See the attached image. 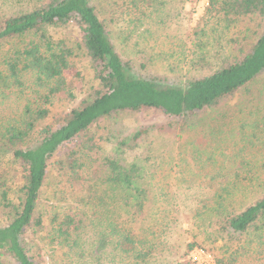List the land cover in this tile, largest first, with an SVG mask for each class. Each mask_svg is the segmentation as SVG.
<instances>
[{"label":"trees","instance_id":"obj_1","mask_svg":"<svg viewBox=\"0 0 264 264\" xmlns=\"http://www.w3.org/2000/svg\"><path fill=\"white\" fill-rule=\"evenodd\" d=\"M170 1L174 0H0V46L9 45L0 60V213L10 217L0 226V264L43 263L42 254L36 261L28 252L24 235L30 230L43 233L52 264H150L162 242L160 234L172 219L164 204L175 199L167 197L171 164L163 161L150 136L182 138L189 131L208 136V130L218 136L209 121L235 116L264 127V104L252 105L249 114L241 104L222 109L243 89L250 93L248 87L264 72V0H208L203 19L214 20L231 34L224 42L228 45L214 53L201 51L184 69L169 64L170 75L165 73L164 79L159 73L146 77L139 72L153 55L150 41L163 38L157 31L174 15L167 7ZM11 7L15 10L9 13ZM246 19L261 23L260 31L251 30L252 37L249 29L236 27ZM72 23L79 28L78 43L97 85L38 134L53 98L70 94L80 76L73 49L45 28ZM13 108L18 115L4 110ZM143 109L159 110L167 119L129 134L105 124L115 114ZM246 123L240 120L241 132ZM70 142L76 148L59 163L68 178L81 185L71 189L74 198H51L42 205L48 168ZM189 143L201 167L215 163L217 141L210 144L205 137ZM152 147L153 153H145ZM260 151L261 165L242 158L232 180L214 191L212 204L203 203L197 220L192 217L205 238L222 243L214 246L216 251L191 243L187 254L202 247L219 264L264 256V149ZM216 170H204V176L226 177L223 169ZM13 172L21 174L17 198L10 197ZM58 199L64 204L56 206ZM48 206L52 210H46Z\"/></svg>","mask_w":264,"mask_h":264},{"label":"rangeland","instance_id":"obj_2","mask_svg":"<svg viewBox=\"0 0 264 264\" xmlns=\"http://www.w3.org/2000/svg\"><path fill=\"white\" fill-rule=\"evenodd\" d=\"M207 6L208 0H174L170 1L169 4L167 3V7L172 9L171 11H173L174 15L169 17L167 21L161 25V29L157 31L159 32L157 36H162L163 38L155 42L150 41L149 46L153 47V55H151L147 67L141 69L139 73L146 77H153L155 73H159V75L163 76L160 77V79H164L165 73L170 75L169 64L172 66L176 65V67L181 66L184 69L187 67L188 59H197L201 51L206 52L209 50L214 53L216 50H219L222 45L223 48H225L228 44H224V42L231 40V34L222 26L216 25L214 20H210L207 17L203 19ZM14 10L15 9L11 7L8 11L11 13L14 12ZM260 24L259 19H256L255 22L246 19L239 22L236 27H243L241 28L242 30L249 29L251 36V30H253V33L261 30ZM245 27L247 28L245 29ZM45 31L52 35L54 39L61 38L65 40L73 49L76 55V67L80 72V76L73 81L74 83L71 86L72 90H70V94L66 92L53 98L50 114L45 120L39 123L36 129L37 131L45 125H51L57 115H62L71 108L79 105L80 101L91 91V88L97 85L93 77L89 59L85 56L84 49L78 43L80 40V32L77 25L72 23L64 27H46ZM224 34L227 35L226 38L222 37ZM213 38L216 39V42L213 41ZM8 47V44L0 46V60L7 54ZM179 54L184 56L182 61V56ZM164 82L166 83L165 80ZM248 89L250 93L245 92L243 89L240 94L232 98L224 108L222 106V109L228 107L233 108L241 104L245 105V112L249 114L252 105L259 104L262 106L264 104V72L252 82ZM260 91L263 92L262 96H260ZM4 110L7 113L13 112V114L17 113V115L19 113V110L14 108ZM252 117L253 116L250 115L249 120H251ZM166 119V116L159 110L143 109L115 114L114 117H111L105 124L113 126V129L115 128L118 131L121 130L123 133L129 134L143 125L150 126L163 123ZM240 120L242 123H246L241 116H235L232 120L229 119L220 122L209 121L218 136L210 135L209 130L208 136H205L203 133L194 134L192 131L184 133L182 138L166 135L157 136V138L150 136L152 141L154 139L156 148L161 152L160 155L164 156L163 161H168L171 164L172 180L170 181V185H172V189L171 192L167 194V197L175 198L174 201H171L170 205L164 204V207L168 211L167 215L172 217V219L171 223L165 228L164 233L160 234L162 242L157 249L154 247L155 251L150 264H192L188 258L189 252L188 254L186 253L188 244H203L214 248V246L217 247L218 244L222 243L219 240L213 243V239L205 238V234L201 231L202 229L197 228L192 223V217H195L197 220L196 216L201 213L203 203L212 204L214 191L218 189L222 182L232 180L234 169L239 165L242 158L252 165H261L263 162L261 161L260 149H264L262 148L264 147V127H254L246 123L245 131L241 132L239 126ZM204 123H206V121H204ZM204 128L207 129L205 126ZM252 133H255L253 137L251 136ZM246 134L250 136L245 138ZM36 135L37 134H35V137ZM205 137L210 144L217 141L214 146H218V155L214 164H210L203 168V166L201 167L197 160L193 158L190 150V145L192 144L189 142L192 139H194L195 142H200L203 141ZM248 141H252V143ZM76 146L77 144L73 142L67 143L64 148L55 154L48 168L45 188L41 197L42 205L47 206V199L51 198H74L75 194L72 195L71 189L75 190L77 186L81 185V181H77L76 184L73 182V179H69L62 169L59 160L69 157L68 153H70V148H76ZM204 147L205 143H203L202 148ZM240 148L243 149L242 152H238ZM138 151L139 150L136 152ZM151 152L153 153V147L145 153L149 154ZM219 152H222L223 155L219 154ZM142 153L144 152L139 154ZM146 155L142 154L143 157ZM156 155L157 154L154 153V159ZM253 155H256L254 161L251 160ZM152 156L153 154L150 155L151 159H153ZM143 164H145L146 167V162H143ZM215 169H223L226 173V177H216L212 180L211 177L208 178L204 176V170L211 172ZM11 176L14 180L11 182L9 181L12 186L10 197L17 198V189L21 186V174L20 172H13ZM176 180L178 185L174 183ZM71 186L74 187L71 188ZM254 198L255 197L251 199L247 198L249 199L247 203L251 202ZM238 200L244 201L241 199ZM61 201L63 200H54V204L57 206V202H60V205H63L64 202L62 203ZM15 202L18 204L19 200L15 199ZM49 209L52 210L48 206L46 210ZM9 220L10 217L5 212L3 214L0 213V226L5 225ZM43 237L44 235L41 231L31 232L30 230V232L24 235V240L27 244L29 254H33L36 261L40 259V254H42V264H52L53 262L49 249L46 245L43 247ZM40 247L42 250H40ZM57 254H59V252H57ZM221 256L222 253L218 257ZM239 264H264V256L262 258H243Z\"/></svg>","mask_w":264,"mask_h":264},{"label":"built area","instance_id":"obj_3","mask_svg":"<svg viewBox=\"0 0 264 264\" xmlns=\"http://www.w3.org/2000/svg\"><path fill=\"white\" fill-rule=\"evenodd\" d=\"M188 258L192 264H219L210 251L198 246L191 249Z\"/></svg>","mask_w":264,"mask_h":264}]
</instances>
